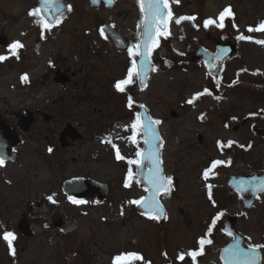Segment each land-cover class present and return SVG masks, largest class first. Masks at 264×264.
Here are the masks:
<instances>
[{
    "label": "flooded vegetation",
    "instance_id": "1",
    "mask_svg": "<svg viewBox=\"0 0 264 264\" xmlns=\"http://www.w3.org/2000/svg\"><path fill=\"white\" fill-rule=\"evenodd\" d=\"M14 1L18 4L28 2L29 6L18 14H7L8 18L2 20L0 28V89L3 83L7 84L10 92H20L16 95L19 100L17 109L11 114L0 110V211L8 213L9 203L5 192L9 190L11 180L17 178L16 175H6L4 171L9 163L16 162L18 148L27 146L29 139L33 138L35 143L36 138L44 133L42 137L39 136L38 142L43 138L49 157L57 160V152L61 150L66 158L61 157L60 165L56 161H49L55 179L48 192L40 198H23L26 211L18 216L13 228L7 219L9 215H0V264H28L22 258V250L26 245L23 243L34 239H39L41 245L48 244L55 251L57 249V252L51 254L54 264H73L74 259L78 261L77 264H85V240L74 249L69 239L79 226L78 219L85 216V206L107 203L111 184L95 179L90 171L85 172V167L76 170L69 168L66 172L67 163L70 162L68 158L85 161L83 154L86 143L97 141L98 145L106 144L110 151L105 155H112L115 162L122 163V175L125 177L123 187L140 186L136 177L138 158L144 142L137 118L133 117L138 110L136 64L144 21L143 0ZM161 2L165 12V31H157L149 49L150 59L155 65L162 61L170 68L195 67L204 64L194 57L198 47L214 52L219 45L231 44L235 50L223 61L219 75L208 78L214 96L221 100L227 91L238 85V82L235 83L233 78L225 74V70L240 44L248 42L246 36L251 30L246 25L239 27L237 21L240 14L234 3H264V0H231L220 9L216 17L205 18L199 24L195 23L198 13L176 14L171 11L176 2L184 8L191 0ZM122 6L125 8L116 11ZM93 12L102 13V16L91 18ZM201 31L205 32V38L211 42L210 46L202 44L198 38ZM156 43V49L166 53L164 57L159 56L157 62L154 59ZM175 43L182 50L176 48ZM119 60L122 61L123 70L114 74V64ZM111 66L112 70H109ZM5 69L8 71L2 75ZM10 72L13 75H9ZM6 96L7 93L0 91V104L5 106L8 104ZM117 97L123 99L124 109L131 115L128 123L113 125L88 123L85 120V114H101L102 108L98 107L105 99L114 100ZM199 99L198 95L192 93L191 97L186 98V105L196 107ZM87 103L94 104V107L89 109ZM248 120L244 119L240 128ZM238 130V126L232 128L233 132ZM112 137L121 138L124 144H129L127 151L116 152L115 149L121 145ZM196 139L198 143L203 142L201 134H196ZM219 144L215 151L222 159H212L213 169H218L219 165L223 169L225 164L229 170L235 164V159L241 165L249 150L248 144L245 147L244 143L235 142L231 137L221 138ZM137 146L141 149L137 150ZM58 173L61 175L59 179ZM244 176L232 173L212 176L210 189L214 203L221 205L218 193L229 191L237 197V205L241 202L245 210H250L244 207L250 193L241 194L233 189L231 182L234 177ZM69 181L73 184L65 186ZM85 182L91 186L86 194ZM257 199H261L260 209L264 210V192L259 193L255 201ZM42 203H51L52 211L36 216L35 212L31 214L30 206ZM137 203L138 199L132 207L138 212ZM79 207L81 210L76 209L74 212ZM232 216L238 221L246 215ZM71 217L77 220V228L65 230L67 226L64 223ZM261 219L263 229L260 242L253 244L250 237H246L245 245L257 249L259 264H264V215ZM35 227L39 228V232L35 231ZM223 238V247L233 239L229 235Z\"/></svg>",
    "mask_w": 264,
    "mask_h": 264
},
{
    "label": "rangeland",
    "instance_id": "2",
    "mask_svg": "<svg viewBox=\"0 0 264 264\" xmlns=\"http://www.w3.org/2000/svg\"><path fill=\"white\" fill-rule=\"evenodd\" d=\"M229 2L231 0H191L184 8L176 2L171 11L176 14L198 13L195 23L199 24L205 18L216 17ZM234 5L240 14L237 21L239 27L246 25L251 29L246 36L248 42L240 44L225 70V74L233 78L232 81L238 82L237 86L227 91L220 100L213 94L203 64L170 68L161 61L156 64L146 87L137 93V107L140 104L146 106L150 117L159 125L162 136L161 161L168 182L167 192L160 197L166 211L163 220L143 216L132 207L146 191L135 185L123 187L122 163L115 162L112 155H105L110 151L106 144L98 145L97 141L86 143L85 161L68 158L70 162L66 172L69 168L85 167V172L90 171L95 179L111 184L107 203L85 206V216L78 219L79 226L69 239L74 249L85 240V264H220L218 250L224 240L220 228L226 215H246L237 221V231L250 237L253 244L260 242L263 229L261 217L264 215V210L260 209L261 199H257L252 209L247 211L241 202L237 205V197L229 191L218 193L221 205L212 203V193L209 192L214 175H264V48L261 46L264 42V3ZM28 6V2L18 4L14 0H0V28L2 20L8 18L7 14H18ZM123 8L119 7L116 11ZM101 16L102 13L93 12L90 17ZM204 33L201 31L198 38L202 44L210 46L211 42ZM175 46L182 50L177 43ZM156 47L157 43L154 46L157 62L158 57H164L166 53L159 48L157 52ZM121 64L119 60L113 70L112 66L109 70L114 74L122 72ZM7 71L2 70V75ZM2 80L5 82L6 79ZM6 85L2 83L0 91L7 93L8 104H0V110L11 114L18 108L16 95L20 92H10ZM192 93L201 99L196 107L186 105V98ZM87 104L89 109L94 107V104ZM98 108H102L100 115L85 114L88 123L122 125L131 120L121 97L105 99ZM136 118L137 111L133 119ZM247 118V124L240 128L241 122ZM234 126H238L237 132L232 131ZM196 134L203 136L202 143H198ZM39 136L35 143L33 138H28V145L18 148L16 162L9 163L4 171L6 175L17 176L5 192L8 213L0 211V215H9L7 219L12 228L18 216L26 211L23 198L36 200L48 192L55 179L49 161L60 165L61 157L66 158L61 150L57 152V160L49 157L43 138L38 142ZM227 137L244 143L245 147L248 144L245 160L239 165L240 162L235 159L229 170L225 164L223 169L220 165L218 169H213L212 159H222L215 151L216 146L220 145L221 138ZM112 139L118 140L121 145L115 149L116 152H126L129 148V144H124L121 138ZM137 147V150L141 149ZM60 177L58 173L57 178ZM221 181L225 184L224 180ZM76 209L81 210V207L75 208L74 212ZM35 231L39 232V228L35 227ZM38 240L22 242L26 244L22 258L28 264H54L51 254L57 249L55 251L48 244L41 245ZM130 252L132 257L121 258ZM77 263L74 259L73 264Z\"/></svg>",
    "mask_w": 264,
    "mask_h": 264
},
{
    "label": "water",
    "instance_id": "3",
    "mask_svg": "<svg viewBox=\"0 0 264 264\" xmlns=\"http://www.w3.org/2000/svg\"><path fill=\"white\" fill-rule=\"evenodd\" d=\"M142 10L144 13V21L142 25V37L139 45V58L136 66L138 86L140 89L145 86L147 77L153 70V64L149 59L148 50L153 42L156 29L158 28L160 32H163L164 30V7L161 0H158L157 2L143 0ZM262 48H264V44L262 45ZM233 50L234 49L231 45H225L217 47L215 53H210L202 47H199L195 51V58L203 60L209 75L217 77L223 60L227 56H230L233 53ZM172 115L173 117L175 116L174 113H172ZM138 117L144 135V148L140 154L136 179L141 180L143 185L148 188V194L140 200L139 208L143 212L156 213L162 218L164 212L159 204L158 197L165 191L166 183L162 175L159 158L160 136L157 126L153 124L149 118L144 106L140 107ZM146 165L149 167L148 169L145 168ZM236 180H244V184L246 185L245 190H249L252 197L256 196L257 193L264 191V177L258 174H252L250 177L239 178ZM72 181L67 182L65 186L72 185ZM235 186L237 187V185ZM240 186L239 188L242 190V185ZM90 187L91 186L85 182V194L90 190ZM101 187H104V185H101ZM252 200L253 199L251 198L250 200L245 201V205L249 207ZM51 211L52 204L43 203L40 205L32 204L30 206V212L31 214L35 212V216L38 214L40 215L42 212L50 213ZM64 224L67 226V229L65 230H74L77 227V223L73 218L67 219ZM234 224V218H229L225 221V225L222 228L223 232L231 234L234 237L233 241L221 250L220 257L223 264H258L257 250L244 246V237L235 230Z\"/></svg>",
    "mask_w": 264,
    "mask_h": 264
}]
</instances>
